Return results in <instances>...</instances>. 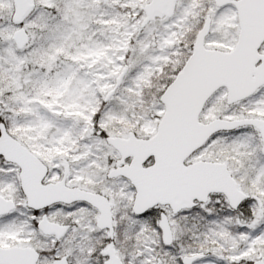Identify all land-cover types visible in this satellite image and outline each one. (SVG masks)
Wrapping results in <instances>:
<instances>
[{"label":"snow or ice","instance_id":"obj_1","mask_svg":"<svg viewBox=\"0 0 264 264\" xmlns=\"http://www.w3.org/2000/svg\"><path fill=\"white\" fill-rule=\"evenodd\" d=\"M0 264H264V0H0Z\"/></svg>","mask_w":264,"mask_h":264}]
</instances>
